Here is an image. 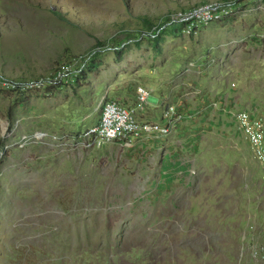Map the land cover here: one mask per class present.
I'll return each instance as SVG.
<instances>
[{"label": "rangeland", "instance_id": "rangeland-1", "mask_svg": "<svg viewBox=\"0 0 264 264\" xmlns=\"http://www.w3.org/2000/svg\"><path fill=\"white\" fill-rule=\"evenodd\" d=\"M203 3L226 13L187 27ZM263 30L264 0H0V78L61 74L0 88V264H264V151L237 119L264 150ZM110 100L168 133L87 146Z\"/></svg>", "mask_w": 264, "mask_h": 264}, {"label": "built area", "instance_id": "built-area-1", "mask_svg": "<svg viewBox=\"0 0 264 264\" xmlns=\"http://www.w3.org/2000/svg\"><path fill=\"white\" fill-rule=\"evenodd\" d=\"M225 4L203 3L190 7L186 14L180 17L187 21V27H194L198 23L219 19L224 13ZM257 43L264 44V30L253 36ZM61 78L57 70L48 76L38 77L34 80L24 82H12L0 78V88L25 89L39 87L45 83H53ZM149 96L148 90L143 86L136 88V100L138 104L146 102ZM177 112L174 104L167 106L162 113L163 118L171 121ZM177 114V113H176ZM178 117H181L178 113ZM174 116V117H173ZM238 122L245 133L248 143L258 156H262L263 130L257 120H252L245 112L238 114ZM168 123V122H167ZM153 124L152 122H139L135 119L131 110L114 101H105L99 110L96 122L87 127L83 133L87 146H98L109 141L118 140L123 145H128L131 139L139 138L143 134L157 133L164 135L168 133V124Z\"/></svg>", "mask_w": 264, "mask_h": 264}]
</instances>
